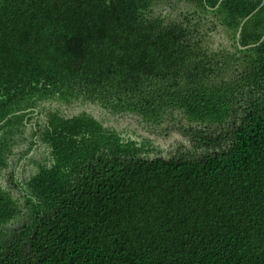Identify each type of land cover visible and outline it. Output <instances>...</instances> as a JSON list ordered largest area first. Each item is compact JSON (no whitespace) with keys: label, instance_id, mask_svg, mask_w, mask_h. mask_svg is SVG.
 Instances as JSON below:
<instances>
[{"label":"trees","instance_id":"1","mask_svg":"<svg viewBox=\"0 0 264 264\" xmlns=\"http://www.w3.org/2000/svg\"><path fill=\"white\" fill-rule=\"evenodd\" d=\"M157 1L0 0V120L48 83L110 82L137 94L144 118L181 110L228 127L200 129L204 142L231 144L150 160L128 142L124 156L93 162L69 190L64 179L32 182L59 202L28 206L13 229L23 210L0 184V264H264V0H196L233 31L236 51L216 61L204 52L208 33L190 26L198 11L167 21ZM233 61L238 75L212 81ZM5 149L0 137V165Z\"/></svg>","mask_w":264,"mask_h":264},{"label":"flooded vegetation","instance_id":"2","mask_svg":"<svg viewBox=\"0 0 264 264\" xmlns=\"http://www.w3.org/2000/svg\"><path fill=\"white\" fill-rule=\"evenodd\" d=\"M204 21H198L196 29L201 31L198 30V34L208 33L202 41L205 54L216 61L224 59L225 54L234 53V40L224 34L228 26L212 22L203 25ZM195 23L197 20H192L190 26ZM231 65L238 68L235 61ZM232 77L212 76V81ZM43 83L39 84L42 88ZM72 86L79 89L52 88L48 83L29 103L26 101L21 103L22 108L16 107L15 114L0 120V137L6 144L4 164L0 165V184L23 210L8 223L11 229L18 228L26 218L28 206L59 202L56 197H39L32 182L49 177H54L53 181L64 179L66 186L60 188L69 190L76 186L83 171L92 167L93 162L107 161L119 154L124 156L128 142H134L130 150H137L139 155L150 160L197 159L231 144L229 138L220 139L219 144L204 142L197 135L200 129L206 134L220 128L215 134H221L223 128L228 127L190 121L181 110H175L173 116L168 108L155 121L144 118L134 102L137 94L121 91L110 82L88 86L90 89L79 83ZM43 167L51 174L40 176Z\"/></svg>","mask_w":264,"mask_h":264},{"label":"rangeland","instance_id":"3","mask_svg":"<svg viewBox=\"0 0 264 264\" xmlns=\"http://www.w3.org/2000/svg\"><path fill=\"white\" fill-rule=\"evenodd\" d=\"M167 3V4H166ZM198 3L196 0H158L157 4L155 5L156 9L154 10L155 14H160L163 12L165 14V18L167 21L170 20H177V21H183L184 20V14H188L189 12L193 13L195 10L198 11V13H193L192 14V19L195 21L197 20V24L199 23L198 21H204L203 25H205L206 22H212V23H221V12H215L212 10L209 11H204L203 7H198ZM225 36H228L229 38L233 37V31L230 28H226L224 31ZM203 37V36H202ZM198 50V49H197ZM229 66V65H228ZM225 66L221 68V77H225L229 79L232 77L234 74H237L236 71L241 70L240 68L243 67L242 63L240 65L238 64L237 68L236 66ZM246 96L248 94H239V99L237 102H233L234 109L236 111H233V113L237 112V110L240 108L239 103L245 100ZM234 116V115H233ZM214 132H218V129L215 128Z\"/></svg>","mask_w":264,"mask_h":264},{"label":"water","instance_id":"4","mask_svg":"<svg viewBox=\"0 0 264 264\" xmlns=\"http://www.w3.org/2000/svg\"><path fill=\"white\" fill-rule=\"evenodd\" d=\"M264 39V36L262 37V39L261 40H263Z\"/></svg>","mask_w":264,"mask_h":264}]
</instances>
